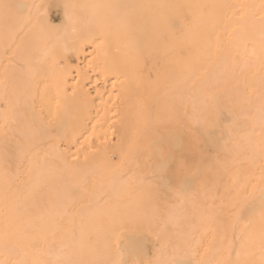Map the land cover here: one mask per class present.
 <instances>
[{
	"label": "bare ground",
	"instance_id": "6f19581e",
	"mask_svg": "<svg viewBox=\"0 0 264 264\" xmlns=\"http://www.w3.org/2000/svg\"><path fill=\"white\" fill-rule=\"evenodd\" d=\"M262 189L264 0H0V264H264Z\"/></svg>",
	"mask_w": 264,
	"mask_h": 264
},
{
	"label": "snow or ice",
	"instance_id": "6c2138e0",
	"mask_svg": "<svg viewBox=\"0 0 264 264\" xmlns=\"http://www.w3.org/2000/svg\"><path fill=\"white\" fill-rule=\"evenodd\" d=\"M2 6L5 8L9 7V5H7V4H4ZM260 214H261L262 221H264V189L261 190ZM124 264H135V262L134 261H124Z\"/></svg>",
	"mask_w": 264,
	"mask_h": 264
}]
</instances>
